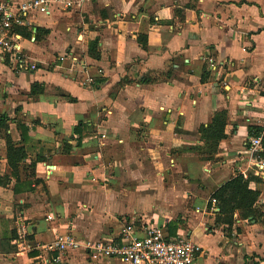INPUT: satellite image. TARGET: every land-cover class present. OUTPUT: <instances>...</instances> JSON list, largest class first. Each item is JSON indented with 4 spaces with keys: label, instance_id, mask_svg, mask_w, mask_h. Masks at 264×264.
<instances>
[{
    "label": "crops",
    "instance_id": "crops-1",
    "mask_svg": "<svg viewBox=\"0 0 264 264\" xmlns=\"http://www.w3.org/2000/svg\"><path fill=\"white\" fill-rule=\"evenodd\" d=\"M69 1L14 29L34 71L0 55V264H122L84 245L127 225L186 237L192 264H264V152L247 150L264 136V0ZM5 136L24 149L14 173ZM238 175L263 217L228 228L211 200ZM58 235L77 248L48 250Z\"/></svg>",
    "mask_w": 264,
    "mask_h": 264
},
{
    "label": "built area",
    "instance_id": "built-area-1",
    "mask_svg": "<svg viewBox=\"0 0 264 264\" xmlns=\"http://www.w3.org/2000/svg\"><path fill=\"white\" fill-rule=\"evenodd\" d=\"M70 5L69 0H29L14 6L0 0V55H10L19 63V69L34 71L36 65L28 64L18 53L19 37L14 33V29L25 26L33 15H47L52 10L65 9ZM247 142L249 153L258 151L260 137L250 136ZM211 203L215 205V200L212 199ZM45 247L48 250L64 251L77 248V244L69 235H58ZM84 249L89 252L92 260L101 257L113 258L122 264H192L200 251L186 237L166 239L162 231L153 225L139 229L127 225L116 243H87Z\"/></svg>",
    "mask_w": 264,
    "mask_h": 264
},
{
    "label": "trees",
    "instance_id": "trees-1",
    "mask_svg": "<svg viewBox=\"0 0 264 264\" xmlns=\"http://www.w3.org/2000/svg\"><path fill=\"white\" fill-rule=\"evenodd\" d=\"M36 87L37 85L33 86L32 89ZM4 120V117H0V128L4 126ZM215 135L218 139L221 137L218 132H216ZM5 141L7 164L9 169L14 173L18 168V164L24 159V149L23 147H15L8 136H5ZM260 146L264 152V136H261ZM258 156L259 155H255V157ZM257 196V192L248 189V180L243 175H238L225 182L212 196V199L215 200V207L217 209V223L230 228L235 221V214H237L240 219L254 220L257 216L260 218L263 217L253 208Z\"/></svg>",
    "mask_w": 264,
    "mask_h": 264
}]
</instances>
